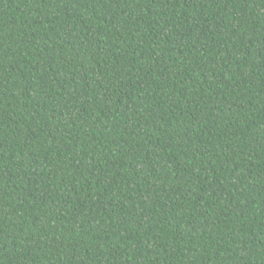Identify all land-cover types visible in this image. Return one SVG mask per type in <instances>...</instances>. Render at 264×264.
I'll list each match as a JSON object with an SVG mask.
<instances>
[{
	"label": "trees",
	"instance_id": "obj_1",
	"mask_svg": "<svg viewBox=\"0 0 264 264\" xmlns=\"http://www.w3.org/2000/svg\"><path fill=\"white\" fill-rule=\"evenodd\" d=\"M0 264H264V0H0Z\"/></svg>",
	"mask_w": 264,
	"mask_h": 264
}]
</instances>
